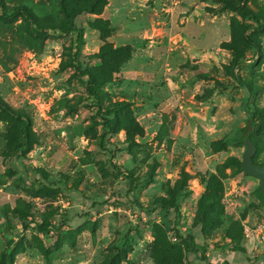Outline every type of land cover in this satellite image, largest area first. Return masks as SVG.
Here are the masks:
<instances>
[{
    "label": "rangeland",
    "instance_id": "374dc122",
    "mask_svg": "<svg viewBox=\"0 0 264 264\" xmlns=\"http://www.w3.org/2000/svg\"><path fill=\"white\" fill-rule=\"evenodd\" d=\"M241 1L264 18V0H3L48 24L93 7L74 19L77 59L118 126L103 151L72 66L76 33L0 16V98L29 119L31 138L17 149L20 128L0 111V264H264V197L237 165L254 112L264 167V30ZM112 163L130 172V190ZM163 198L177 217L158 208ZM43 221L61 227L40 233ZM175 231L192 233L208 261L184 253Z\"/></svg>",
    "mask_w": 264,
    "mask_h": 264
},
{
    "label": "trees",
    "instance_id": "16d2710c",
    "mask_svg": "<svg viewBox=\"0 0 264 264\" xmlns=\"http://www.w3.org/2000/svg\"><path fill=\"white\" fill-rule=\"evenodd\" d=\"M93 7H84L81 5H73L68 9H65L63 11V19L59 23H41L31 8L25 6V5H17L14 7H11L8 9L4 3L3 0H0V16L4 20H13L17 17H23L30 26H33L36 31H39L41 35H45L49 31H59L64 34L68 33H76V40H75V51L73 54V68L74 73L81 77L86 79V85L88 89V94L93 98L92 105L96 108V116L97 120L95 121L96 124L100 125L103 130H105L104 133L101 135L100 140V147L103 151L106 152L107 147L104 144V138L107 134L114 132L118 126V117L116 115V112L107 109L105 111H102L101 103L99 100L98 92L96 89V80L94 76L87 71H84L81 69L80 64L77 59V54L79 47L81 45V36L82 31L78 29L74 25V19L76 16L81 14L85 11H93ZM238 10L240 14L243 17L249 18L252 20L256 25V30L262 31L264 30V18L260 17L259 15L254 14L251 10L248 9L244 1H241L238 4ZM248 29L245 28L243 31V40L244 42L252 49L253 51V58L256 59L260 56V46L257 39L251 34L248 33ZM0 111L3 112L11 121L18 124L20 128V133L23 138V142L18 146L17 149L24 151L27 150L28 146L31 143V138L29 134V128H30V121L29 119L23 115L22 113H19L17 111H14L10 106H8L1 98H0ZM259 117L256 116V113L250 112L249 119L247 120V125L242 129V136H241V143H244V139L246 137H249V139L252 140L251 136H249L250 129L255 128L257 123L259 122ZM253 141V140H252ZM254 143V142H253ZM17 152V151H16ZM18 153V152H17ZM110 155H112V152H108ZM256 155L252 157L253 164L260 165L255 162ZM111 160H113V157H111ZM240 172L242 171L241 163H237ZM113 169L117 171L118 174L122 175L125 173L126 178L128 180V189L130 190V187L132 185L133 177L128 171H124L121 167L116 165L115 163H112ZM262 166V165H261ZM112 204H120L121 202L118 199V194L112 195ZM160 210H165L167 212H172L175 217L179 215V206L176 203L174 199H160L159 201V207ZM66 221L64 220L62 224H64ZM36 229L40 233H48L51 230H58V228L61 227V224H58L57 227L51 225L48 221H43L42 223H36L35 224ZM174 237L177 240V244L182 248L183 252L186 254H192L195 256V258L200 259L202 261L207 262L208 260L204 257V255L197 249L196 243H195V237L192 233H188L186 235H180L178 231H175ZM240 252H243L242 249H237ZM224 264H229L227 261L224 262Z\"/></svg>",
    "mask_w": 264,
    "mask_h": 264
},
{
    "label": "water",
    "instance_id": "95a60500",
    "mask_svg": "<svg viewBox=\"0 0 264 264\" xmlns=\"http://www.w3.org/2000/svg\"><path fill=\"white\" fill-rule=\"evenodd\" d=\"M244 152L241 158V168L245 175L256 178L260 183L262 195L264 197V167L253 164L252 157L256 152L255 145L249 137L244 140Z\"/></svg>",
    "mask_w": 264,
    "mask_h": 264
}]
</instances>
